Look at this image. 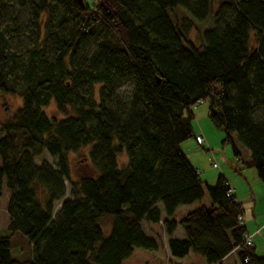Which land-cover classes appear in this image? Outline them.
Returning <instances> with one entry per match:
<instances>
[{"label": "trees", "instance_id": "obj_1", "mask_svg": "<svg viewBox=\"0 0 264 264\" xmlns=\"http://www.w3.org/2000/svg\"><path fill=\"white\" fill-rule=\"evenodd\" d=\"M176 5L198 20L213 8L199 44L191 20L168 15ZM0 92L21 98L0 123V264H122L134 247L159 245L142 221H161L174 257L222 264L235 251L239 264H264L245 244L243 208L224 175L206 185L209 205L173 217L203 195L200 170L179 147L203 100L264 181V0H0ZM50 101L62 116L45 112ZM84 145L95 173L72 178L68 152ZM15 232L29 258L13 255Z\"/></svg>", "mask_w": 264, "mask_h": 264}, {"label": "rangeland", "instance_id": "obj_2", "mask_svg": "<svg viewBox=\"0 0 264 264\" xmlns=\"http://www.w3.org/2000/svg\"><path fill=\"white\" fill-rule=\"evenodd\" d=\"M91 1V0H87ZM215 2V0H214ZM167 13L173 22H182V19H189L193 22V26L189 30V38L195 44L200 43V30L213 26V8L209 15L202 20L196 19L187 8L182 5H176L172 8H167ZM253 42V40H252ZM132 89L131 80L124 82L119 88V93L122 97L129 96ZM21 103V98L17 94H8L0 92V123L2 120L7 118L13 110ZM193 113L197 110L201 116L206 117L209 128L215 130V133L211 134L213 145L210 149H205L201 144L202 142H197V137L194 135L185 138L180 141L179 147L185 154L188 160L193 161V166L197 167L200 171V177L204 181L203 184V195L200 199L194 200L192 203L183 204L181 207L186 208V210H191L200 204L209 205L210 198L206 189V185H211L215 182L218 174H222L229 179L231 186L236 190L237 199L243 200L246 196H251L254 194V200L252 202H247L244 204L242 202V208L244 212V218L253 223L255 228L263 227L260 230L255 231L254 241L258 240V245L255 246V251L264 256V181H262L256 174L253 166H248L245 160L248 158L246 153H249L248 148L242 143L237 144L240 151V157L234 152V145L231 141L224 139V131L213 124V122L207 116V100H203L191 107ZM45 112L50 116L60 117V113L55 106L53 101H50L46 106H44ZM71 113V110L68 111ZM194 121L195 117L192 118ZM1 134V131H0ZM217 134V135H216ZM199 136V135H197ZM235 138V134H233ZM207 146V145H206ZM89 150V145L81 146L75 151L68 152V160L71 168V177L77 178L83 175L94 174V168L89 164L87 159V153ZM44 157L50 162H54L55 157L44 151L41 158ZM211 160H216L217 165L212 166ZM117 161L120 165H123L127 161V155L125 151L117 153ZM35 162H40V156L35 157ZM206 170L204 175L202 172ZM205 176V177H204ZM257 183V184H256ZM261 186H257L260 185ZM67 185V183H66ZM6 192L0 197V232H3L8 224V215L5 210V200ZM160 206L161 202H158ZM58 205V204H57ZM56 205V208H57ZM182 209V208H181ZM180 213L173 215L175 217ZM243 219V217H241ZM110 223V217L107 216L102 220L103 231L108 230ZM146 234L154 236L159 245L157 249H148L144 247H134L133 252L129 257L122 261V264H174L167 260L166 255V245L161 234L151 233L148 230L145 231ZM250 234V233H249ZM11 249L15 257L19 259L30 257V244L25 239L23 235L19 232H15L11 235ZM179 264H207L204 258L191 252L183 258H178ZM230 262V258L225 261ZM235 264V259L233 263Z\"/></svg>", "mask_w": 264, "mask_h": 264}, {"label": "crops", "instance_id": "obj_3", "mask_svg": "<svg viewBox=\"0 0 264 264\" xmlns=\"http://www.w3.org/2000/svg\"><path fill=\"white\" fill-rule=\"evenodd\" d=\"M193 117H195V120L192 121L191 120V126H192V132H193V135L194 137L196 138L197 135H200L203 137V143L201 144L203 147H205V149H210V146L213 145L212 143V138H211V134L215 133V130L209 128V125L207 123V119H205L206 117H203L201 116V114H199V112L196 110L195 113H193ZM217 135V134H216ZM233 142L236 146V149H237V157H240V151H239V148L241 147H238V144H237V141L236 139L234 138L233 139ZM207 145V146H206ZM246 155H248L249 157V153H246ZM191 162V164L193 165V161L192 160H189ZM197 168V167H196ZM198 169V168H197ZM201 171V170H200ZM200 171H199V174H200ZM204 175H207L206 174V170L204 169V171L202 172ZM205 177V176H204ZM226 178V177H225ZM228 184L230 185L231 187V191H232V194H234V196L236 197V190L233 189V187L231 186V183L229 182L230 180L229 179H226ZM257 184V183H256ZM257 186H261L260 185H257ZM264 188V187H263ZM254 194L252 193L251 196H246L245 198H243V200H240V199H236L241 202V206H242V202L247 203V202H252L254 200ZM192 203V202H191ZM183 204L177 206L176 210H175V214L177 213H180L178 215H176L174 217V219H178L183 213H185L187 210L186 208L184 207H181ZM160 206V205H159ZM161 207V206H160ZM182 208V209H181ZM161 209V208H160ZM244 212L243 211V214H242V217H243V222L246 226V230L251 234V239H252V244L254 246V249H255V246L258 245V240L254 241V236L256 235V232L257 230H260L262 229L263 227H259V225L255 228V225L251 222H249L247 220V218L245 219L244 218ZM165 216L164 212L162 211L161 212V217L163 218ZM142 225V228L144 231L148 230L149 232L151 233H156V234H161L163 239H164V242H165V245L167 247V234L165 233V230H164V227L161 223V221L159 222H147V221H142L141 223ZM173 235L176 236V237H179V238H182L184 237V231L181 227L180 224H177L174 232H173ZM133 252V250H132ZM191 252H188L186 255L190 254ZM186 255L182 256V257H174L172 255H170L169 253V250L168 248H166V255L165 257L167 258V260L171 263H174V264H179L178 263V258H183L185 257ZM129 257V256H128ZM127 258V257H126ZM230 258V262L228 261L227 264H231L233 263L234 259H235V264H239V260L237 258V255H236V252L235 251H231L230 253H228L223 259H222V264H225V261Z\"/></svg>", "mask_w": 264, "mask_h": 264}, {"label": "built area", "instance_id": "obj_4", "mask_svg": "<svg viewBox=\"0 0 264 264\" xmlns=\"http://www.w3.org/2000/svg\"><path fill=\"white\" fill-rule=\"evenodd\" d=\"M196 137H197V142L201 143L202 142V137L200 135L196 136ZM211 164H212V166H216L217 165V161L216 160H211ZM244 241H245L246 245H252L251 234L245 233L244 234ZM244 260H247V257L244 258Z\"/></svg>", "mask_w": 264, "mask_h": 264}]
</instances>
